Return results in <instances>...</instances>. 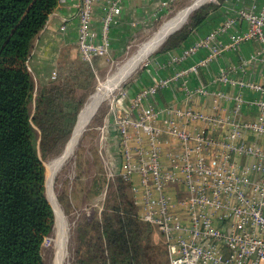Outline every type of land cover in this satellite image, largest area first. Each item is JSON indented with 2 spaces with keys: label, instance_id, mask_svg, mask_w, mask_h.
Masks as SVG:
<instances>
[{
  "label": "built area",
  "instance_id": "built-area-1",
  "mask_svg": "<svg viewBox=\"0 0 264 264\" xmlns=\"http://www.w3.org/2000/svg\"><path fill=\"white\" fill-rule=\"evenodd\" d=\"M101 3L106 6L97 31L94 12ZM121 8L122 0L77 1L81 60L91 62L109 51ZM249 42L259 45L248 56L251 68L246 61L220 67L211 81L231 91L204 84L185 91L188 98L199 96V108L192 102L156 107L158 88L168 86L167 78L131 96L124 89L111 103L117 171L136 177L139 215L161 234L169 264H264V82L247 76L264 66V0L232 10L183 56L207 48L195 64L206 65ZM124 98L128 107L120 111L117 102Z\"/></svg>",
  "mask_w": 264,
  "mask_h": 264
},
{
  "label": "trees",
  "instance_id": "trees-1",
  "mask_svg": "<svg viewBox=\"0 0 264 264\" xmlns=\"http://www.w3.org/2000/svg\"><path fill=\"white\" fill-rule=\"evenodd\" d=\"M223 1L191 12L153 56L179 48ZM56 5L57 0H0V264H46L43 241L55 217L45 196L43 162L62 152L79 110L106 74L91 62L73 65L65 58L55 78L35 85L27 60ZM106 110L102 104L94 121ZM78 159L79 154L75 165ZM100 168L82 198L77 171L73 185L63 187L58 200L65 213L101 193L108 179ZM114 172L101 210L85 209L75 221L67 264H166L165 247L154 241L155 229L139 215L131 178Z\"/></svg>",
  "mask_w": 264,
  "mask_h": 264
},
{
  "label": "crops",
  "instance_id": "crops-1",
  "mask_svg": "<svg viewBox=\"0 0 264 264\" xmlns=\"http://www.w3.org/2000/svg\"><path fill=\"white\" fill-rule=\"evenodd\" d=\"M77 1L57 0V5L48 15L44 26L35 38L32 51L27 60V66L37 86L51 77L52 71L56 70L57 64L62 58L70 57L74 53L77 55ZM168 1L170 2V0H122L119 22L110 30L111 45L108 52H118L128 40L142 31L146 24H150L154 18L163 13L166 9L163 3ZM262 1L224 0L201 25L192 30L188 39L179 48L154 55L148 66L143 67L136 78L127 85L126 90L130 94L128 96L164 78L170 79V82L168 86L158 88L154 102L158 108L185 102H192L195 108L201 107L198 95L194 94L188 98L185 93L186 90L193 89L200 84L211 87L217 86V88L231 91L228 86L211 84L212 79L215 78L220 67L229 65L238 67L242 61H246L247 66L251 68L248 56L255 52L259 45H256L255 42L245 43L237 50L224 51L215 60L201 66L195 64L207 56L209 52L207 48L199 49L189 56H183V51L198 37L204 36L219 26L232 10L241 6H259ZM105 6V3H101L95 8L93 26L97 31H99L100 18ZM190 66H195V69L181 76H175L179 70ZM259 69L260 71L255 74L251 70L247 76L264 82V66L259 64ZM236 71L234 70L232 74ZM247 76H243L244 79ZM120 101L117 102V109L121 111L128 107V99L125 98L123 103H120ZM205 107L208 108V106ZM108 115L106 121L109 125H106L108 128L106 134L110 133L109 140V138L115 137V132L112 130V116L110 113ZM113 149L115 150V147ZM131 180L134 186L139 187L136 177H132ZM136 195L138 196L137 193Z\"/></svg>",
  "mask_w": 264,
  "mask_h": 264
},
{
  "label": "rangeland",
  "instance_id": "rangeland-1",
  "mask_svg": "<svg viewBox=\"0 0 264 264\" xmlns=\"http://www.w3.org/2000/svg\"><path fill=\"white\" fill-rule=\"evenodd\" d=\"M192 1L193 0H184V1L179 0L178 1L179 4L166 8L165 9L166 12H163L160 16L154 18V20L150 24L148 25L146 24V27H144L142 31L138 32L136 36H134L129 41H127L118 52L116 53L107 52L103 56L91 60V64L94 66V69L97 68L104 69L106 73L102 79H98V83L100 81H103L110 73H112L116 68V66L122 64L127 58H129L130 55L135 51L137 46L142 41L146 40L153 32H155L163 22L174 16L177 11L184 8ZM154 53L155 52H152L150 55H148L146 59H144L137 66V68L111 92L109 97L99 105L100 107L103 104L106 107L107 110H106V114H104L105 116H103L99 121H94V116L96 112L94 113L90 122L85 126L84 130L82 131L72 155L66 160V162H64L61 165V167H59L58 169L59 171L57 170L54 176L53 192L57 198L58 203H59L58 196L60 195L63 187L64 186L71 187L73 185L72 179L74 178L76 171L78 172L77 175L79 178L78 182H80V187L83 190L82 194L79 195L81 198L84 196V191L88 190V186L92 183L93 178L96 175L98 176L100 174L99 173V171H101L100 166L102 167L103 174H105L106 178L108 179V181L104 185V188L102 189L99 195L95 196L94 199L80 201L79 203L80 205L75 208H72L70 212L65 213L63 207L59 203V206L62 209V213L66 221V242H65L66 245H65V256H64L63 264H67L68 262V258L70 254L69 244H70L71 229L75 221L77 220L79 214L81 213V211H84L85 209H90L92 207H96L98 210H101L102 202L105 201L106 194L108 195V192L111 190L110 187V185H112L111 177L115 173L114 171H117L118 168L120 167V165L118 164L119 162L118 149L115 146L116 138L112 137L109 138L108 140L110 134L109 132L105 137V133H106L105 125H109L106 120L109 116L108 113L111 107V103L112 101L117 100L120 97L122 90L126 89L127 85L136 78V76L139 73L138 71L141 70L142 67L148 66ZM67 58L70 59L71 61L70 64L72 63L73 65L77 63V60H81V58L78 55V51H77V55H75L74 53L72 56L66 57V59ZM61 60L63 61L64 59L62 58ZM124 99H122L120 103H123ZM113 147H115V150L113 149ZM77 154H79V159H78V163L76 164L77 165L76 167L75 157H77ZM50 160L43 162L45 169L44 173H46V165ZM45 194H46V186H45ZM153 238L156 243L162 244L165 247L166 264H169L168 252L166 246L164 245L162 236L156 230H154ZM55 240H56V233H55V222H54V227L51 234L46 236L43 241L42 254H43V260L45 261L46 264H52L55 258Z\"/></svg>",
  "mask_w": 264,
  "mask_h": 264
},
{
  "label": "bare ground",
  "instance_id": "bare-ground-1",
  "mask_svg": "<svg viewBox=\"0 0 264 264\" xmlns=\"http://www.w3.org/2000/svg\"><path fill=\"white\" fill-rule=\"evenodd\" d=\"M204 1L209 0H193L190 4L198 5ZM190 4L180 9L174 16L163 22L155 32L137 46L129 58H127L122 64L116 66L112 73L98 83L96 89L89 96L79 113L71 138L66 143L62 152L47 163L45 173L46 197L54 209L56 233L55 258L52 264H63L66 245V221L53 192V181L57 170L72 155L79 137L97 105L122 81H124L144 59H146L149 53L157 47L169 31L183 23L190 9Z\"/></svg>",
  "mask_w": 264,
  "mask_h": 264
},
{
  "label": "water",
  "instance_id": "water-1",
  "mask_svg": "<svg viewBox=\"0 0 264 264\" xmlns=\"http://www.w3.org/2000/svg\"><path fill=\"white\" fill-rule=\"evenodd\" d=\"M213 1H215V0H209V1H204V2H201V3H199L198 5H192V4H190V9H189V11H188V13H187V15H186V18H185V20L183 21V23H181L178 27H176V28H174L173 30H171V31H169L165 36H164V38L160 41V43L157 45V47L154 49V50H152L150 53H149V55L152 53V52H155L158 48H159V46H161V44L171 35V34H173L174 32H176L177 30H179L180 28H182L183 26H184V24L187 22V19H188V17H189V15L191 14V12H193L195 9H197V8H199L201 5H203L204 3H206V2H213ZM137 68V67H136ZM135 68V69H136ZM134 69V70H135ZM133 70V71H134ZM132 71V72H133ZM131 72V73H132ZM130 73V74H131ZM129 74V75H130ZM128 75V76H129ZM127 76V77H128ZM126 77V78H127ZM110 94H111V92H110ZM110 94H108L98 105H97V107L95 108V111L91 114V116H90V118H89V120L87 121V124L90 122V120H91V118L93 117V115H94V113L96 112V110H97V108L99 107V105L105 100V99H107L108 97H109V95ZM90 96V95H89ZM89 96H88V98H89ZM87 98V99H88ZM87 101V100H86ZM86 101H85V103H86ZM84 103V104H85ZM84 104H83V106H84ZM83 106L81 107V109L83 108ZM81 109L79 110V112H78V114H77V118H78V116H79V113H80V111H81ZM77 118H76V121H75V124H74V126H73V129H72V132H71V136H72V133H73V130H74V127H75V125H76V122H77ZM86 124V125H87ZM71 136H70V138H71ZM69 138V139H70ZM69 141V140H68ZM67 141V142H68ZM45 196H46V194H45ZM47 198V197H46ZM48 200V199H47ZM49 202V201H48ZM49 204H50V202H49ZM51 205V204H50ZM51 207H52V205H51ZM52 209H53V207H52ZM53 212H54V209H53ZM54 217H55V213H54Z\"/></svg>",
  "mask_w": 264,
  "mask_h": 264
}]
</instances>
